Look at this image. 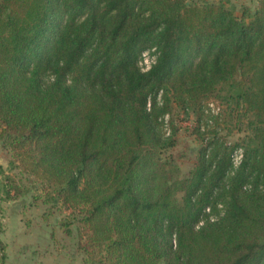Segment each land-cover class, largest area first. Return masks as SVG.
I'll list each match as a JSON object with an SVG mask.
<instances>
[{
    "label": "trees",
    "instance_id": "1",
    "mask_svg": "<svg viewBox=\"0 0 264 264\" xmlns=\"http://www.w3.org/2000/svg\"><path fill=\"white\" fill-rule=\"evenodd\" d=\"M223 91L254 116L238 144L202 130ZM176 109L196 115L186 174L164 155ZM0 139L82 216L94 264H264V0L241 17L209 1L0 0Z\"/></svg>",
    "mask_w": 264,
    "mask_h": 264
},
{
    "label": "rangeland",
    "instance_id": "2",
    "mask_svg": "<svg viewBox=\"0 0 264 264\" xmlns=\"http://www.w3.org/2000/svg\"><path fill=\"white\" fill-rule=\"evenodd\" d=\"M190 3L205 1L224 3L229 9L234 10L237 16H242L245 7L255 10L258 0H188ZM152 51H145L139 64L143 69H148L155 60ZM254 116L246 109V105L237 104L223 91L220 96H211L205 101V113L202 119V130L215 128L231 144L241 143L247 134H251V122ZM177 128L178 143L167 150L164 155L174 160L181 168V173L186 174L192 167L200 146L199 139L193 133L196 115L187 117L183 111L174 110L165 118V130L170 132L171 124ZM241 147L235 150V159L238 162L242 157ZM14 154L10 147L0 139V164L3 172L0 173V233L11 234L13 231H28L33 236H18L16 248L11 257L16 259L22 250H37L38 257L47 256V261L53 262L49 255H56L63 259L61 264H94L83 248L80 246L81 236L86 231L77 211L66 207L61 200L53 199L54 191L30 175L18 163L13 164ZM8 176L10 178H8ZM21 189L17 199L7 198L6 188L15 193V185ZM70 230L71 232L69 233ZM49 236L50 242H43L40 234ZM6 238V237H5ZM47 238V237H46ZM41 241V243H39ZM29 242V243H26ZM4 249L0 247V256ZM31 254V253H30ZM56 259V258H55ZM54 259V260H55ZM35 262V261H34ZM35 263H38L36 261Z\"/></svg>",
    "mask_w": 264,
    "mask_h": 264
},
{
    "label": "crops",
    "instance_id": "3",
    "mask_svg": "<svg viewBox=\"0 0 264 264\" xmlns=\"http://www.w3.org/2000/svg\"><path fill=\"white\" fill-rule=\"evenodd\" d=\"M22 234L26 237L29 236H33L31 234L28 233V231H13L11 234H6V232H1L0 233V247H2L3 252L1 253L2 256H0V264H47V256H40L38 257L40 254L37 250H32V251H28L30 250L31 245L30 244H25L29 247V249L27 251L22 250V253L20 252V256H18V258H12L11 254L12 251L16 248V243L14 244V240H17V237L20 235L22 236ZM6 237V238H5ZM39 238L43 239V242L45 240V242H50L49 240V236L46 234V236L44 234H40L38 236ZM47 237V238H46ZM29 243V242H26ZM41 243V241L39 242ZM31 253V254H30ZM51 257H49L50 259H52V263L49 262V264H61V261L63 259H61L60 257L56 256V255H49ZM56 258V259H55ZM55 259V260H54ZM36 261H38V263H35Z\"/></svg>",
    "mask_w": 264,
    "mask_h": 264
}]
</instances>
